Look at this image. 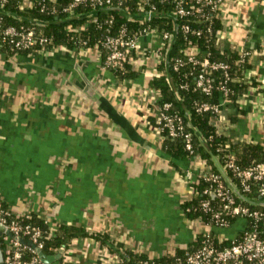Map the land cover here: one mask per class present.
Returning <instances> with one entry per match:
<instances>
[{"label": "crops", "instance_id": "1", "mask_svg": "<svg viewBox=\"0 0 264 264\" xmlns=\"http://www.w3.org/2000/svg\"><path fill=\"white\" fill-rule=\"evenodd\" d=\"M223 16L221 43L250 52L246 78L256 80L223 102V126L264 144V0H233ZM134 67L138 76L119 79L95 47L0 55L2 197L16 213L38 212L53 230L65 222L108 236L73 232L57 264H109L118 243L149 256L173 253L204 229L182 206L190 197L184 171L203 165L163 149L154 58ZM244 225L218 231L232 236Z\"/></svg>", "mask_w": 264, "mask_h": 264}, {"label": "trees", "instance_id": "2", "mask_svg": "<svg viewBox=\"0 0 264 264\" xmlns=\"http://www.w3.org/2000/svg\"><path fill=\"white\" fill-rule=\"evenodd\" d=\"M179 1L190 11L185 14H174ZM69 2L70 0H37L33 6L21 7V0H0V19L5 25H14L18 28L34 27L38 34L46 35L51 39L45 44L37 43L30 47H17L6 40L1 43L0 51L3 54L13 55L20 52L35 53L51 50L59 45L74 49L97 46L104 64L107 49L103 42L106 36L117 33L123 27L131 32H139V30L145 32L150 28L174 32V40L171 43L169 40L165 41L162 48L164 57L158 64L159 73L151 78L150 85L160 93L159 106L169 102L171 104L169 111L182 116L185 130L192 133L193 152L187 148L183 135H171L167 128L162 131L163 149L175 158L195 156L201 158L206 163L209 173H220L224 167L238 186L237 177L230 168H227L226 161L230 156H234L241 166L264 161V144L240 137L235 138L226 133V130H220L217 114L212 110L200 111L197 106V103L201 101L219 103L227 97L236 101L250 85L256 84V80L248 81L246 78L247 72L252 68L251 54L243 55L237 46L221 43L220 32L223 29V20L220 8L212 10V5L205 4L204 0H149V5L156 4L160 13L150 19L141 20L133 14L139 13L143 0H122L119 6L116 3L111 8L96 10H93L88 3H82L66 11L64 7ZM42 4L46 7H42ZM199 6H202L201 11L197 10ZM185 25H188L189 29H185ZM190 45L198 47L200 59L208 56L211 61H228L231 79L227 78L223 68H218L211 73L214 83L211 92L208 93L197 86L196 78L201 66L189 59L187 49ZM168 53L169 61L167 62ZM178 58L183 59V63L176 68L175 63ZM111 70L119 79L134 78L139 75V71L130 61H127L124 67L111 68ZM222 83L229 87V93H225L221 88ZM156 120L155 117V124H157ZM210 183L211 181L201 178L196 187L204 188ZM246 195L252 197L255 193L246 192ZM204 197L207 195L200 194L183 201L182 206L188 218L194 219L200 214L210 217L211 213L203 212L199 205L198 208L193 209L194 204H199ZM210 199L213 203L218 201V197L210 196ZM243 201L252 208L264 210V203ZM1 203L8 224L16 221L21 225H36L43 230L42 250L48 255H56V250L67 247L75 231L100 239L108 237L100 231L87 232L81 226L65 224V222L53 230L48 220L38 212L16 213L3 197ZM228 218L230 225L238 220L235 216ZM248 227L247 225L246 228ZM241 232L238 231L237 234ZM22 239L28 244L31 243L28 235L23 234ZM208 239L218 244H228L232 241L231 238L221 240L216 230H210L208 233L200 232L188 247H177L173 253L163 255L149 256L145 252L134 251L119 243L117 246H111L110 249L115 259L124 264H144L146 260L170 264L176 262L178 257H183L187 252L195 250ZM6 244L4 237H0L4 257ZM26 253H28L27 250Z\"/></svg>", "mask_w": 264, "mask_h": 264}, {"label": "built area", "instance_id": "3", "mask_svg": "<svg viewBox=\"0 0 264 264\" xmlns=\"http://www.w3.org/2000/svg\"><path fill=\"white\" fill-rule=\"evenodd\" d=\"M36 1L21 0V7L33 6ZM231 1L233 0H204L205 4L212 5V10L220 8L222 20L226 7H228ZM82 3H88L92 6L93 10H96L98 8H111L116 3L119 6L122 0H70L64 7V10H71ZM177 6L178 8L174 14H185L190 11V9L188 10L182 5L181 1H179ZM42 7H46L45 4H42ZM192 7L194 8L195 6ZM139 9V13L133 15L141 20L150 19L160 13L159 7L156 4L149 5V0H143ZM197 10L201 11L202 6H199ZM202 13L205 12L202 11ZM36 22L40 23V21ZM184 27L185 29H189L188 25ZM222 30L220 32L221 37ZM146 35H150L149 44L143 43V37ZM174 37V32L160 31L156 28L147 29L145 32H141L140 30L139 32H131L126 27H123L117 33L106 36L103 44L107 51L103 65L110 69L121 68L125 66L127 61H130L134 66H137L141 65V61L145 62L147 59L153 57L156 70L154 75H156L159 73L158 64L164 57L162 48L165 45V41L169 40L171 43ZM157 38H160V42L157 47H154ZM6 40L17 47H30L37 43L45 44L50 42L51 39L46 35L38 34L34 27L27 26L18 28L14 25H5L0 19V45ZM58 47H64V45H59ZM95 48L98 50L97 46ZM240 51L243 55L250 53L247 50L240 49ZM187 53L193 63H198L201 66L196 83L204 91L208 93L212 91L214 83L211 73L214 69L223 68L227 78L231 79L228 72V67L230 66L228 61H211L208 56L200 59L198 58V47L196 45H190ZM1 54H3L2 51H0ZM166 61L168 62V59ZM182 63L183 59L178 58L175 67L177 68ZM221 88L225 93L230 92L229 87L225 83L221 84ZM227 101L232 100L227 97L219 103L201 101L197 103V106L200 111L212 110L215 112L217 114L218 127L224 131L226 130L224 127L225 122H228V118L222 110V105L223 102ZM170 105L169 102L164 103L162 106L157 105L156 129L162 138V131L165 128L169 130L171 135H183L187 148L193 152L192 133L185 130L184 120L181 115L169 111ZM195 159L202 163L203 170L195 173L188 168L184 171V176H186L190 188V197L188 199L200 194L207 195V197L200 200L199 204H194L193 209L198 208L199 205L203 212H209L211 215L208 218L204 214H200V216L192 220L203 225V233L217 229L216 231L221 240L231 238L232 241L228 244H218L208 239L195 250L187 252L183 257H178L176 262L170 264H264V210L252 208L243 201L249 200L251 202L264 203V161L241 166L237 163L234 156H230L226 161L227 168H230L237 177L238 186L232 180L226 168L223 167L220 173H209L207 172L206 163L197 156H195ZM201 178L209 180L211 183L204 188L196 187V184L200 182ZM252 191L255 193V196L248 197L246 192ZM210 196L218 197V201L213 203ZM1 198L2 195L0 192V223L6 225L11 233H4L2 235L7 243L4 257L5 264H57L61 259L65 260L63 253L67 250V247L56 250V253H59L60 256L55 257L52 261L42 259L39 255L38 248L42 249L44 245L43 230L36 225H21L16 221L8 224L7 218L4 216ZM229 216H235L238 217V220H243L245 225L240 230L242 231L240 234L228 236L218 231L219 229L231 226ZM247 225L249 226L248 228H246ZM23 234L29 236L31 240L30 244L22 239ZM26 250L28 253H26ZM109 264L124 263L113 259V262ZM144 264L165 263L162 261L146 260Z\"/></svg>", "mask_w": 264, "mask_h": 264}, {"label": "water", "instance_id": "4", "mask_svg": "<svg viewBox=\"0 0 264 264\" xmlns=\"http://www.w3.org/2000/svg\"><path fill=\"white\" fill-rule=\"evenodd\" d=\"M168 61H169V53H168ZM11 234L10 230L6 227V225L0 223V237L4 234ZM39 255L42 259L45 261H52L55 257H59V255H48L46 254L42 249L38 248ZM0 263L5 264L4 262V253L2 251L1 245H0Z\"/></svg>", "mask_w": 264, "mask_h": 264}]
</instances>
